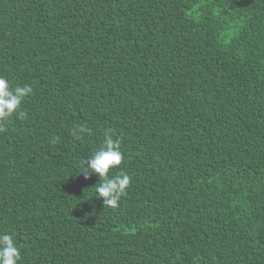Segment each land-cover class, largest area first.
Here are the masks:
<instances>
[{
	"label": "trees",
	"instance_id": "obj_1",
	"mask_svg": "<svg viewBox=\"0 0 264 264\" xmlns=\"http://www.w3.org/2000/svg\"><path fill=\"white\" fill-rule=\"evenodd\" d=\"M0 75L33 89L0 125L19 264H264V0H0Z\"/></svg>",
	"mask_w": 264,
	"mask_h": 264
},
{
	"label": "clouds",
	"instance_id": "obj_2",
	"mask_svg": "<svg viewBox=\"0 0 264 264\" xmlns=\"http://www.w3.org/2000/svg\"><path fill=\"white\" fill-rule=\"evenodd\" d=\"M33 92L29 85L11 87L9 80L0 75V125L18 112L25 98ZM22 115V113H21ZM89 131L85 126H76L71 135L80 140L84 133ZM124 161L120 141L114 139L111 129L106 130L103 145L82 161L83 174L86 178L91 175L99 177L96 187L97 198H102L105 206L117 207L121 197L130 186L131 177L124 172L111 177L110 172L119 167ZM21 260L20 249L16 245L14 235L8 232H0V264H19Z\"/></svg>",
	"mask_w": 264,
	"mask_h": 264
}]
</instances>
